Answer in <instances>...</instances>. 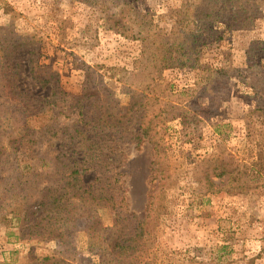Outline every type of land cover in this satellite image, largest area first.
Instances as JSON below:
<instances>
[{"label": "rangeland", "instance_id": "rangeland-1", "mask_svg": "<svg viewBox=\"0 0 264 264\" xmlns=\"http://www.w3.org/2000/svg\"><path fill=\"white\" fill-rule=\"evenodd\" d=\"M249 1L258 3L261 12L253 29L229 32L220 23L192 21L188 34L199 49L201 65L163 68L153 38L169 29L175 8L184 0H0V41L34 35L39 60L59 73L64 90L79 96L89 86L101 99L125 105L131 94L150 86L163 101L189 111L158 125L167 149L160 161L166 176L165 208L154 222L153 244L126 251L125 264H264V71L258 70L262 77L254 81L247 67L252 62L256 72L258 62L264 70V44H250L251 39L264 40V0ZM114 13L123 21L138 17L131 25L143 28L147 37L118 33L111 25ZM30 47L15 51L12 67L18 66L15 71L32 94L46 98L48 87L23 80L29 78ZM222 64L232 71L228 86L205 95L200 90L212 69ZM90 101L84 102L85 114ZM57 114L60 127L83 117L62 105L51 113ZM45 121L43 115L28 117L31 127ZM116 146L124 155L117 171L131 210L140 217L151 210L154 217L160 190L150 179V143L138 147L125 140ZM69 149L63 144V151L70 154ZM221 166L226 174L216 177ZM94 176L91 171L84 181ZM85 205L93 212L96 202L88 199ZM99 213L104 225L114 222L110 205ZM11 218L0 225V264H47V257L60 255L61 235L68 239L75 262L107 264L102 252L87 250L85 230L63 234L46 229L35 236L28 222L20 225Z\"/></svg>", "mask_w": 264, "mask_h": 264}, {"label": "trees", "instance_id": "trees-1", "mask_svg": "<svg viewBox=\"0 0 264 264\" xmlns=\"http://www.w3.org/2000/svg\"><path fill=\"white\" fill-rule=\"evenodd\" d=\"M260 14L258 3L249 0H184L175 8L169 29L164 34L158 32L152 44L161 51L163 68L199 67V49L192 45L188 34L190 22L220 23L229 32L250 30ZM131 17L123 21V16L120 20L114 13L111 25L123 36L145 39L143 28L135 30L131 25L139 18ZM33 38L34 35H29L0 41V225L12 216L11 220L15 218L20 225L28 222L29 233L35 232V236L46 229L63 234L85 230L87 250L102 252L107 264H125L126 251L143 250L153 244L154 222L165 208L166 176L160 161L167 155V149L159 136L158 125L185 116L189 111L179 103L163 101L150 86L143 93L131 94L125 105L101 99L98 90L89 86L79 96L66 91L59 73L39 60V47ZM219 38L222 39L221 35ZM156 41L160 44H155ZM250 44H264V40L251 39ZM29 46L26 50L29 78L23 80L48 87L50 95L46 98L32 94L15 71L18 66L12 67L15 51ZM252 64L247 67L250 79L255 81L262 77L258 70H264L257 62V71L253 72ZM212 70L200 90L207 96L223 91L232 76L227 64ZM89 97L90 113L85 114L84 102ZM60 105L69 109L70 114L77 112L83 117L60 127L58 114L51 115ZM30 115L46 116V121L31 127ZM134 125L138 131L133 129ZM125 140L135 142L138 147L144 141L151 145L150 179L160 190L154 217L151 210L144 217L133 212L120 183L117 169L124 155L117 151L116 145ZM63 144H69L70 154L62 150ZM221 168L220 172L215 169L216 177L226 174ZM91 171L95 173L94 179L86 183L84 177ZM88 199L96 202L93 212L85 205ZM106 204L113 212L111 225H104L100 219L99 209ZM16 206L21 207L19 212ZM61 236H58L60 255L47 257V264H85V261L75 262L68 239Z\"/></svg>", "mask_w": 264, "mask_h": 264}]
</instances>
